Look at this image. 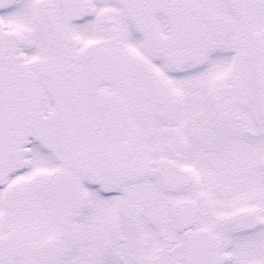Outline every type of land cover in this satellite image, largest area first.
Wrapping results in <instances>:
<instances>
[{
  "label": "snow or ice",
  "instance_id": "6c2138e0",
  "mask_svg": "<svg viewBox=\"0 0 264 264\" xmlns=\"http://www.w3.org/2000/svg\"><path fill=\"white\" fill-rule=\"evenodd\" d=\"M0 264H264V0H0Z\"/></svg>",
  "mask_w": 264,
  "mask_h": 264
}]
</instances>
